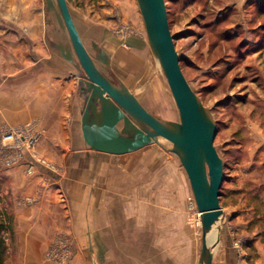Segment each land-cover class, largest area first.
Returning <instances> with one entry per match:
<instances>
[{"label": "crops", "instance_id": "crops-1", "mask_svg": "<svg viewBox=\"0 0 264 264\" xmlns=\"http://www.w3.org/2000/svg\"><path fill=\"white\" fill-rule=\"evenodd\" d=\"M118 1L124 2L122 10L129 11L125 17L132 15L137 32L144 30L136 0ZM3 5L7 19L0 21L15 23L10 18L16 1L6 0ZM25 12L29 37L42 38L51 53L44 51L42 63L40 57L23 61L17 69L28 74L22 79L0 77V133L31 125L40 136L32 151H17L0 135V219L8 228L11 264H45V251L57 232H66L75 248L69 264H196L199 237L188 215L183 176L176 188L178 176L167 182L153 174L128 173L143 168L137 155L153 145L124 155L102 154L86 146L81 129L85 98L78 71L57 48L65 38L60 31H49L46 7L40 14ZM11 28L8 25L2 33L12 35ZM78 34L86 47L95 43L105 53L109 66L103 72L113 82L122 83L149 113L171 121L165 117L170 108L160 87L162 80L167 83L146 34L147 46L130 37L129 50ZM17 50L8 45L2 53L0 73L3 68L16 70ZM32 69L39 71L36 77L29 73ZM160 183L168 190L159 191ZM187 187L192 195L188 178ZM233 262L235 255L224 253L216 261L212 256V264Z\"/></svg>", "mask_w": 264, "mask_h": 264}, {"label": "rangeland", "instance_id": "rangeland-1", "mask_svg": "<svg viewBox=\"0 0 264 264\" xmlns=\"http://www.w3.org/2000/svg\"><path fill=\"white\" fill-rule=\"evenodd\" d=\"M5 1L0 0V19L6 20ZM15 1V15L10 18L15 23L0 21V57L6 53L8 45H14L20 49L17 50L20 59L16 61V70L3 68L0 77L4 79L24 78L28 72L17 69L23 61L40 57L38 63H42L46 58L44 51L50 50L42 38L29 37V25L23 23L25 11L40 14L46 7L51 24L49 31H60L65 40L67 38L54 0ZM66 1L83 37L93 35L106 46L124 50H129L127 39L138 37L144 47L147 46L144 30L137 32L132 15L125 17L127 9H121L124 2ZM24 3L29 7L24 8ZM165 4L182 73L216 123L214 147L224 164L219 200L223 215L218 228L208 236L212 256L216 261L221 254L228 253L235 255L234 264H264V0H165ZM8 25L13 28L14 37L2 33L8 30ZM29 73L36 77L39 71L32 69ZM161 84L163 99L170 108L165 117L178 122L169 88L163 80ZM151 107L158 113L153 105ZM161 145L164 149L153 145L141 150L137 156L143 160V168L138 166L128 173L153 174L167 182L178 176L173 183L176 188L181 186L179 176H183L185 190L189 193L188 215L199 237V256V217L187 187L186 174L177 157L167 152L170 144L161 140ZM164 190L165 185L160 183L159 191ZM0 222L4 223L2 219ZM3 236L6 241L7 233ZM68 237L66 232L54 235L45 251V264L70 263L75 248ZM7 250L6 246L4 264H11Z\"/></svg>", "mask_w": 264, "mask_h": 264}, {"label": "water", "instance_id": "water-1", "mask_svg": "<svg viewBox=\"0 0 264 264\" xmlns=\"http://www.w3.org/2000/svg\"><path fill=\"white\" fill-rule=\"evenodd\" d=\"M67 39L57 45L63 58L78 71L84 95L82 135L92 151L124 155L161 140L170 144L190 184L200 222L199 264H212L208 235L218 228L223 212L220 189L224 182L223 160L214 147L216 123L192 90L180 67L175 36L170 32L165 0H136L151 52L171 93L178 122L149 113L120 82L103 70L109 60L97 44L86 47L75 27L66 0H54ZM164 149V148H163Z\"/></svg>", "mask_w": 264, "mask_h": 264}, {"label": "built area", "instance_id": "built-area-1", "mask_svg": "<svg viewBox=\"0 0 264 264\" xmlns=\"http://www.w3.org/2000/svg\"><path fill=\"white\" fill-rule=\"evenodd\" d=\"M0 135H1L2 141L11 142L14 145L15 150L17 151H20L24 148L27 150L32 149L37 144L40 138L39 134H37L33 130L31 125H22V126H18L15 128H9V129L3 130L0 133ZM31 171H32V168L29 167L28 172H31ZM195 210L199 217L197 209ZM197 224L199 225L200 222Z\"/></svg>", "mask_w": 264, "mask_h": 264}, {"label": "trees", "instance_id": "trees-1", "mask_svg": "<svg viewBox=\"0 0 264 264\" xmlns=\"http://www.w3.org/2000/svg\"><path fill=\"white\" fill-rule=\"evenodd\" d=\"M7 232H8L7 226L3 222H0V264H4L5 262L6 241L3 235L6 234Z\"/></svg>", "mask_w": 264, "mask_h": 264}, {"label": "bare ground", "instance_id": "bare-ground-1", "mask_svg": "<svg viewBox=\"0 0 264 264\" xmlns=\"http://www.w3.org/2000/svg\"><path fill=\"white\" fill-rule=\"evenodd\" d=\"M209 236V235H208Z\"/></svg>", "mask_w": 264, "mask_h": 264}]
</instances>
